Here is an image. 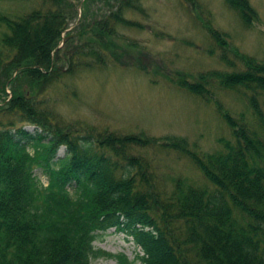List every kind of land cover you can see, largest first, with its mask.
I'll use <instances>...</instances> for the list:
<instances>
[{"label": "trees", "instance_id": "obj_1", "mask_svg": "<svg viewBox=\"0 0 264 264\" xmlns=\"http://www.w3.org/2000/svg\"><path fill=\"white\" fill-rule=\"evenodd\" d=\"M96 1L37 0L39 7L27 12L0 14L5 28L0 92L10 81L26 80L10 85L13 96L6 112L14 122L10 119L0 130V264H89L97 255L95 241L112 228L126 232L141 249L133 262L119 256L121 264H264V62L231 51L232 71L184 79L207 102L220 89L246 99L251 119L214 102L231 139H222V150L213 154L179 139L95 138L62 127L37 108L47 85L78 67L126 57L117 44L138 49L126 31L145 29L129 17L146 14L144 0H104L105 11L89 19L86 6ZM183 1L199 8L197 0ZM228 2L249 23L253 9L247 0ZM79 4L85 9L81 19ZM212 35L229 47L221 32ZM63 48L65 73L54 60ZM134 62L142 69L149 66L142 58ZM29 125L36 127L34 133L26 130ZM161 140L167 144L163 147L190 157L210 186L178 179L169 190L144 160L130 155L133 146L151 147ZM62 147L65 155L59 157ZM37 168L48 177L47 186L35 175Z\"/></svg>", "mask_w": 264, "mask_h": 264}, {"label": "rangeland", "instance_id": "obj_2", "mask_svg": "<svg viewBox=\"0 0 264 264\" xmlns=\"http://www.w3.org/2000/svg\"><path fill=\"white\" fill-rule=\"evenodd\" d=\"M247 1L253 9L249 23L228 0H197L198 9L183 0H144L146 14L129 17L145 29L126 31L127 39L139 48L133 50L132 44L120 42L117 47L126 57L118 54L105 65L78 67L71 74H63L47 85L37 108L51 113L60 126H73L76 131L95 138L143 134L158 140L187 141L190 148L202 154L221 151V140H230L231 130L216 112L214 102L222 104L234 116L247 113L251 119L246 99L237 92L220 89L215 91L213 102H207L188 89L184 79L192 82L206 73L232 71L228 63L233 58L231 51L237 50L264 62V0ZM39 5L37 0H0V14L14 16ZM105 6L104 0L88 4L87 17L90 19L97 11H105ZM77 8V17L81 19L85 9L82 4ZM75 25L76 22L71 27ZM210 30L221 32L229 47L220 45ZM4 32L5 28L0 25V36ZM225 50L229 52L226 61L223 60ZM67 55L64 48L58 56L54 55L61 73L67 71L68 65L63 60ZM137 58L149 64L148 68L133 64ZM242 68L237 65V70ZM40 71L43 72L42 68ZM15 78L16 74L12 81ZM15 82L10 81L5 93L0 92V130L8 126L10 119L14 122L10 118L12 113L6 112V104L12 99L10 85ZM25 82L21 79L17 83L24 85ZM25 128L30 133L36 131L34 126ZM162 144L166 143L161 140L159 145L151 147L133 146L130 155L144 160L169 190L178 179L192 186L209 185L190 157ZM65 150L62 147L58 156L63 157ZM35 175L48 185V177L40 169L35 170ZM94 247L97 255L89 264H121L118 258L121 255L133 262L137 255H142L133 239L116 228L102 234Z\"/></svg>", "mask_w": 264, "mask_h": 264}, {"label": "bare ground", "instance_id": "obj_3", "mask_svg": "<svg viewBox=\"0 0 264 264\" xmlns=\"http://www.w3.org/2000/svg\"><path fill=\"white\" fill-rule=\"evenodd\" d=\"M139 135V134H138Z\"/></svg>", "mask_w": 264, "mask_h": 264}]
</instances>
